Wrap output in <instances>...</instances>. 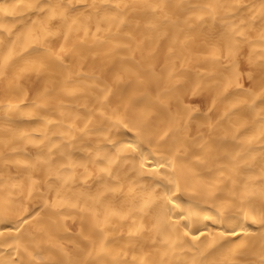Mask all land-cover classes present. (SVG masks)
<instances>
[{"label":"bare ground","instance_id":"bare-ground-1","mask_svg":"<svg viewBox=\"0 0 264 264\" xmlns=\"http://www.w3.org/2000/svg\"><path fill=\"white\" fill-rule=\"evenodd\" d=\"M0 264H264V0H0Z\"/></svg>","mask_w":264,"mask_h":264},{"label":"rangeland","instance_id":"rangeland-1","mask_svg":"<svg viewBox=\"0 0 264 264\" xmlns=\"http://www.w3.org/2000/svg\"><path fill=\"white\" fill-rule=\"evenodd\" d=\"M194 101H191V103H193Z\"/></svg>","mask_w":264,"mask_h":264}]
</instances>
